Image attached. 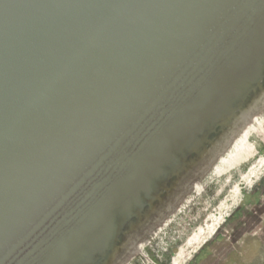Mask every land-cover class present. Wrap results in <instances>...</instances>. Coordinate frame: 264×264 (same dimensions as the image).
I'll list each match as a JSON object with an SVG mask.
<instances>
[{
	"label": "water",
	"instance_id": "95a60500",
	"mask_svg": "<svg viewBox=\"0 0 264 264\" xmlns=\"http://www.w3.org/2000/svg\"><path fill=\"white\" fill-rule=\"evenodd\" d=\"M264 89V0H0V264H112Z\"/></svg>",
	"mask_w": 264,
	"mask_h": 264
},
{
	"label": "rangeland",
	"instance_id": "374dc122",
	"mask_svg": "<svg viewBox=\"0 0 264 264\" xmlns=\"http://www.w3.org/2000/svg\"><path fill=\"white\" fill-rule=\"evenodd\" d=\"M256 116L262 121L263 135L253 141L264 156V108ZM245 171L235 174L230 183L227 180L216 183L215 178L205 173L204 179L201 173L187 177L170 200L148 214L138 230L133 231L134 237L113 264H169L178 249L216 213L233 187H245L242 178ZM196 183L202 189L200 197L192 188ZM209 187L211 199L206 200L204 195ZM221 189L223 193L217 198ZM137 248L142 250L139 252ZM188 264H264V178L248 191L228 222Z\"/></svg>",
	"mask_w": 264,
	"mask_h": 264
},
{
	"label": "bare ground",
	"instance_id": "6f19581e",
	"mask_svg": "<svg viewBox=\"0 0 264 264\" xmlns=\"http://www.w3.org/2000/svg\"><path fill=\"white\" fill-rule=\"evenodd\" d=\"M263 108L264 89L253 97L244 109L233 118L225 133L203 153L193 166L183 173L175 184V191L173 190L161 202L160 205L162 207L165 204L164 202L167 199L170 200L172 193L176 192L177 187L181 186L183 180L185 181L187 177H195L198 173H201V176H203L202 174L205 173L206 176L215 178L214 182L216 183L225 180L230 183L235 174H239L246 169L244 175H242L245 187H233L230 195L220 202L216 213L207 218L205 224L187 240L185 246H181L178 249L169 264H188L211 242L220 229L228 222L233 212L247 198L248 191L264 178V156L260 155V150L253 141L254 138L261 139L263 135L261 132L262 121L256 116ZM204 177L205 175L201 179H204ZM192 188L196 190L195 193L200 197V192H202L201 186L199 187V184L196 183ZM223 190L221 189L217 193V198L221 196ZM204 198L206 200L211 199L210 187L206 191ZM137 230L135 229L134 231L136 232ZM135 232L131 231L127 234L126 239L122 243L121 250L125 248L128 240L131 241ZM142 249H145L144 246H142ZM142 249L137 248L139 252ZM117 256L119 255L117 254ZM117 256L114 257L113 262L117 261Z\"/></svg>",
	"mask_w": 264,
	"mask_h": 264
}]
</instances>
